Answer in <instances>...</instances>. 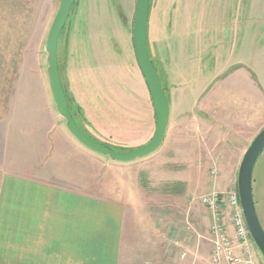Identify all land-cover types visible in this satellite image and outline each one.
<instances>
[{"label":"rangeland","instance_id":"1","mask_svg":"<svg viewBox=\"0 0 264 264\" xmlns=\"http://www.w3.org/2000/svg\"><path fill=\"white\" fill-rule=\"evenodd\" d=\"M135 3L75 0L57 49L74 119L83 120L75 107L80 100L91 120L89 130L100 134L101 143L124 151L147 143L155 129L133 51ZM58 4L0 0V65L8 66L10 80H47L45 41ZM81 34L90 35L100 65L94 58L92 68L79 63L75 44ZM147 44L171 107L163 144L130 163L78 153L75 165L83 166L84 176L63 186L94 196L115 192L128 208L144 205L152 210L148 226H169L171 264L178 255L186 264H212L214 220L199 199L222 195L230 185L235 189L240 158L264 127V0H149ZM252 192L264 230V149L253 169ZM223 207L231 215L230 207ZM219 221L225 226L227 218L220 214ZM178 231L181 247L179 241L172 244ZM252 248L257 264H264Z\"/></svg>","mask_w":264,"mask_h":264},{"label":"crops","instance_id":"2","mask_svg":"<svg viewBox=\"0 0 264 264\" xmlns=\"http://www.w3.org/2000/svg\"><path fill=\"white\" fill-rule=\"evenodd\" d=\"M87 40L81 34L75 45L79 63L89 67ZM0 68V264H171L169 226H148L152 210L144 205L130 209L115 192L94 196L63 186L84 176L75 157L89 158L85 152L91 151L65 128L48 78L10 80L8 66ZM75 107L83 115L74 119L79 128L103 142L89 130L83 102ZM231 186L224 190L236 191ZM220 214L234 240L225 207ZM177 236L172 244L183 241L179 231ZM181 258L173 264H186Z\"/></svg>","mask_w":264,"mask_h":264},{"label":"water","instance_id":"3","mask_svg":"<svg viewBox=\"0 0 264 264\" xmlns=\"http://www.w3.org/2000/svg\"><path fill=\"white\" fill-rule=\"evenodd\" d=\"M74 2L75 0H59L57 12L45 41L46 72L55 109L64 120L67 131L86 149L118 163H130L145 158L156 152L163 144L170 119V104L165 88L161 86L147 46L149 0H136L133 46L136 61L147 86L154 109L155 129L151 139L147 143L128 151H116L87 135L79 128L69 109V101H67L59 71L57 48L60 34L66 24ZM263 149L264 127L252 139L242 156L237 171L236 192L249 236L264 260V230L256 213L252 192L253 169Z\"/></svg>","mask_w":264,"mask_h":264},{"label":"built area","instance_id":"4","mask_svg":"<svg viewBox=\"0 0 264 264\" xmlns=\"http://www.w3.org/2000/svg\"><path fill=\"white\" fill-rule=\"evenodd\" d=\"M213 216L210 229L212 264H257L253 254V242L245 226L239 206L237 192L228 191L222 195L212 193L199 199ZM222 204L231 209L230 223L234 231V240L225 227L220 224Z\"/></svg>","mask_w":264,"mask_h":264},{"label":"flooded vegetation","instance_id":"5","mask_svg":"<svg viewBox=\"0 0 264 264\" xmlns=\"http://www.w3.org/2000/svg\"><path fill=\"white\" fill-rule=\"evenodd\" d=\"M136 4V3H135ZM133 26H134V24H133ZM105 34V33H104ZM147 35H148V31H147ZM88 36V40H87V43H88V47H87V51H88V65H89V67H93L92 65H93V58L94 59H96L95 58V54L94 55H92V52H93V48H92V46H91V41H92V39L90 38V35L88 34L87 35ZM117 48H114V45L113 44H111V50L112 51H115ZM108 53H109V55H111V52L109 51V48H108ZM133 51H134V46H133ZM115 53H119L118 51L117 52H115ZM104 56H105V53H104ZM134 56H135V52H134ZM89 57H90V59H89ZM97 60V64H101V59H96ZM135 60H136V57H135ZM99 61V62H98ZM137 62V61H136ZM138 65V64H137ZM139 67V66H138ZM142 75V74H141ZM154 110V109H153Z\"/></svg>","mask_w":264,"mask_h":264},{"label":"trees","instance_id":"6","mask_svg":"<svg viewBox=\"0 0 264 264\" xmlns=\"http://www.w3.org/2000/svg\"><path fill=\"white\" fill-rule=\"evenodd\" d=\"M59 41V40H58ZM147 46H148V44H147ZM58 49V48H57ZM151 59V58H150ZM60 71V70H59ZM65 93H66V91H65ZM66 96H67V94H66ZM67 101H68V98H67ZM69 103V102H68ZM69 105V104H68ZM70 109V108H69ZM155 116V115H154ZM103 145H105V144H103ZM105 146H108V145H105ZM109 148H111L110 146H108ZM111 149H114V148H111ZM114 150H116V149H114ZM116 151H124V150H116Z\"/></svg>","mask_w":264,"mask_h":264}]
</instances>
